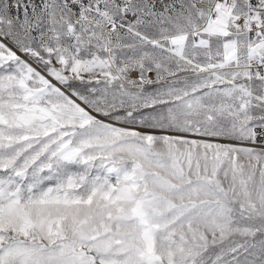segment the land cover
Listing matches in <instances>:
<instances>
[{
    "label": "snow or ice",
    "instance_id": "snow-or-ice-1",
    "mask_svg": "<svg viewBox=\"0 0 264 264\" xmlns=\"http://www.w3.org/2000/svg\"><path fill=\"white\" fill-rule=\"evenodd\" d=\"M0 264H264V0H0Z\"/></svg>",
    "mask_w": 264,
    "mask_h": 264
}]
</instances>
